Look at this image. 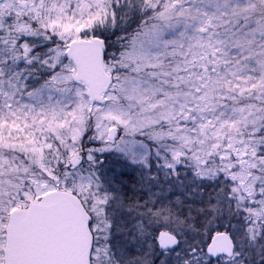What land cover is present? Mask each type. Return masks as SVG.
I'll list each match as a JSON object with an SVG mask.
<instances>
[{
	"label": "snow or ice",
	"instance_id": "6c2138e0",
	"mask_svg": "<svg viewBox=\"0 0 264 264\" xmlns=\"http://www.w3.org/2000/svg\"><path fill=\"white\" fill-rule=\"evenodd\" d=\"M0 264H264V0H0Z\"/></svg>",
	"mask_w": 264,
	"mask_h": 264
}]
</instances>
